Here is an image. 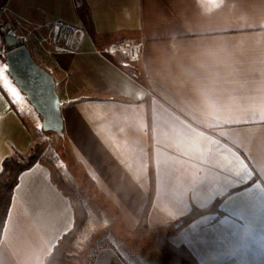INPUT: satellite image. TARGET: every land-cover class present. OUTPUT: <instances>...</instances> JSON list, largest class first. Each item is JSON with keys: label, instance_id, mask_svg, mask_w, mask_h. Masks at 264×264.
<instances>
[{"label": "crops", "instance_id": "0c3cea01", "mask_svg": "<svg viewBox=\"0 0 264 264\" xmlns=\"http://www.w3.org/2000/svg\"><path fill=\"white\" fill-rule=\"evenodd\" d=\"M0 12L54 76L68 148L129 239L148 207L143 238L163 228L198 264H264V0H225L210 15L196 0H0ZM55 19L82 28L70 50L53 47L52 31L37 43ZM0 66L21 97L0 87L3 164L41 140L42 117ZM197 209L211 210L175 228ZM74 223L37 162L14 190L0 264H46ZM122 231L92 264H138L115 242Z\"/></svg>", "mask_w": 264, "mask_h": 264}, {"label": "rangeland", "instance_id": "374dc122", "mask_svg": "<svg viewBox=\"0 0 264 264\" xmlns=\"http://www.w3.org/2000/svg\"><path fill=\"white\" fill-rule=\"evenodd\" d=\"M6 20V16L3 17V14H1L0 26L3 22H6ZM30 36H32V34H30ZM50 39L51 26L49 29V27L44 25L41 31V40L37 41V43L42 42L47 44ZM21 41L23 43L26 42L25 39ZM28 43H32L31 39H29ZM6 51L7 46L5 45L0 32V56L5 64ZM36 145L41 148V159H51L54 165L56 163L55 167L57 168L59 175L65 184L69 185L76 191L87 215L82 228L62 255L63 260L60 264H91L94 252L100 242L103 239H107V236L112 237V233L119 234V232L122 231V228L114 215V209L109 202L95 190L80 166L65 152V149L62 146V140L55 132H44L42 129L41 140L36 142L33 147ZM63 175L66 177V180H64ZM166 231V229L159 228L158 231H155L154 239H157L156 236H158V240L161 241V234H164ZM124 233L125 232L122 231L124 239L121 241L115 240V242L120 245L127 240L132 247L127 254L136 263L177 264V262L170 260L167 257L159 246L155 244V240L152 239L151 236L143 238L141 233L135 235V238L131 240L129 239L130 235H125Z\"/></svg>", "mask_w": 264, "mask_h": 264}, {"label": "trees", "instance_id": "16d2710c", "mask_svg": "<svg viewBox=\"0 0 264 264\" xmlns=\"http://www.w3.org/2000/svg\"><path fill=\"white\" fill-rule=\"evenodd\" d=\"M78 12L80 16L84 19L85 18L84 4L81 2L78 5ZM1 34L4 39V34L2 32ZM61 140L65 152L72 157L73 161H75V159L72 156V153L68 148L67 138L65 137L64 139ZM40 155H41V148L36 145L31 149V152L28 155L24 156V155L15 154L11 157L4 159L3 161L2 170L0 171V242L3 236L6 220L11 207L14 190L19 182L20 176L25 170L30 169L37 162L40 161L50 168L51 173L53 174V177H55V180L58 182L59 186L72 200L75 210V223L73 228L71 229V231H69L67 234L63 236L59 245L55 247L53 253L48 257L46 261V264H60V262L63 260L62 255L64 254L67 247L70 246L72 241L75 239L79 230L82 228V225L84 224L87 215L85 209L81 205L79 196L77 195L76 191L69 185L65 184L53 162L50 161L49 159H41ZM147 210L148 207L145 208L141 223L139 227L133 232L134 235H139L143 233V231L147 228V224L145 222ZM209 210L211 209L194 210L189 215L185 216L179 221H183L182 224L183 226ZM168 236L169 234H161V238H162L161 241L158 240V236H156L157 239L154 240H155V244L159 246V248L167 255V257L170 260L177 262V264H198L193 259V257L188 253V251H186L183 248H177L172 244H170L167 239ZM104 246H111L109 240L103 239L98 245L97 250ZM94 257L95 256H93L91 260V264L94 260Z\"/></svg>", "mask_w": 264, "mask_h": 264}, {"label": "water", "instance_id": "95a60500", "mask_svg": "<svg viewBox=\"0 0 264 264\" xmlns=\"http://www.w3.org/2000/svg\"><path fill=\"white\" fill-rule=\"evenodd\" d=\"M6 27L0 28V31L4 33V43L7 46L5 62L9 74L18 89L27 96L31 105L41 115L43 131L55 132L64 139L61 101L56 91L54 76L37 63L30 48L19 39L10 22ZM53 120L56 121L55 125ZM182 224L183 221H179L175 228H180Z\"/></svg>", "mask_w": 264, "mask_h": 264}, {"label": "built area", "instance_id": "2783aa9c", "mask_svg": "<svg viewBox=\"0 0 264 264\" xmlns=\"http://www.w3.org/2000/svg\"><path fill=\"white\" fill-rule=\"evenodd\" d=\"M52 45L59 50H70L73 47L75 37L82 32V28L61 19H55L51 25ZM122 51L126 52L130 57H137L138 43L132 37H123L119 41Z\"/></svg>", "mask_w": 264, "mask_h": 264}, {"label": "clouds", "instance_id": "9594fccd", "mask_svg": "<svg viewBox=\"0 0 264 264\" xmlns=\"http://www.w3.org/2000/svg\"><path fill=\"white\" fill-rule=\"evenodd\" d=\"M196 3L203 14L210 15L222 8L225 0H196ZM201 96L203 103L211 107L212 101L207 97V95L201 93Z\"/></svg>", "mask_w": 264, "mask_h": 264}, {"label": "snow or ice", "instance_id": "6c2138e0", "mask_svg": "<svg viewBox=\"0 0 264 264\" xmlns=\"http://www.w3.org/2000/svg\"><path fill=\"white\" fill-rule=\"evenodd\" d=\"M115 51V48L108 49L109 54H114ZM5 70L6 69L3 66H0V87L5 88L14 99L19 101L21 99L19 92L15 87L12 86L8 78L3 75ZM52 123L55 125L56 121L53 120ZM0 165H2V161H0ZM0 170H2V166H0Z\"/></svg>", "mask_w": 264, "mask_h": 264}, {"label": "flooded vegetation", "instance_id": "af4514ba", "mask_svg": "<svg viewBox=\"0 0 264 264\" xmlns=\"http://www.w3.org/2000/svg\"><path fill=\"white\" fill-rule=\"evenodd\" d=\"M7 26V21L6 22H3V24L0 26V28H2V27H6ZM6 29L8 30L9 28L8 27H6ZM4 34V33H3Z\"/></svg>", "mask_w": 264, "mask_h": 264}]
</instances>
